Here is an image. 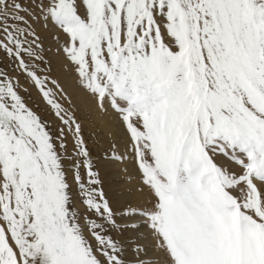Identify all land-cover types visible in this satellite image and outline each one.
Listing matches in <instances>:
<instances>
[{
    "label": "snow or ice",
    "instance_id": "snow-or-ice-1",
    "mask_svg": "<svg viewBox=\"0 0 264 264\" xmlns=\"http://www.w3.org/2000/svg\"><path fill=\"white\" fill-rule=\"evenodd\" d=\"M0 264H264V0H0Z\"/></svg>",
    "mask_w": 264,
    "mask_h": 264
},
{
    "label": "rangeland",
    "instance_id": "rangeland-1",
    "mask_svg": "<svg viewBox=\"0 0 264 264\" xmlns=\"http://www.w3.org/2000/svg\"><path fill=\"white\" fill-rule=\"evenodd\" d=\"M104 146L106 147L107 145ZM114 165H110L104 173L106 183L111 185L113 191H121L129 188L132 181L130 177L127 176L123 171L122 164L118 165L117 167Z\"/></svg>",
    "mask_w": 264,
    "mask_h": 264
},
{
    "label": "bare ground",
    "instance_id": "bare-ground-1",
    "mask_svg": "<svg viewBox=\"0 0 264 264\" xmlns=\"http://www.w3.org/2000/svg\"><path fill=\"white\" fill-rule=\"evenodd\" d=\"M113 165H114V164H113ZM118 165H120V164L117 163V164H115L114 166L117 167ZM122 166H123V165H122ZM123 167H124V166H123ZM126 175H127V174H126ZM127 176H128V175H127ZM130 179H131V181H132V183H133V179H132L131 177H130ZM132 183H131V185H132Z\"/></svg>",
    "mask_w": 264,
    "mask_h": 264
}]
</instances>
